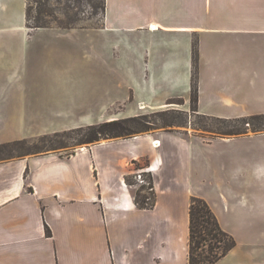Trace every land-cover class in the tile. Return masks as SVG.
<instances>
[{
  "label": "crops",
  "instance_id": "obj_1",
  "mask_svg": "<svg viewBox=\"0 0 264 264\" xmlns=\"http://www.w3.org/2000/svg\"><path fill=\"white\" fill-rule=\"evenodd\" d=\"M25 11L26 0H0V144L140 115L177 98L187 108L194 40L197 113L244 117L237 108L249 101L245 89L264 100V0H105L95 27L104 34L89 46L75 34L85 27H28ZM223 37L249 54L203 52ZM71 40L79 57L66 61L60 48ZM246 134L165 128L100 139L68 156L0 160V264H178L189 204L213 150ZM140 170L152 175V208L135 204L138 184L127 182ZM185 250L187 260L188 236Z\"/></svg>",
  "mask_w": 264,
  "mask_h": 264
},
{
  "label": "rangeland",
  "instance_id": "obj_2",
  "mask_svg": "<svg viewBox=\"0 0 264 264\" xmlns=\"http://www.w3.org/2000/svg\"><path fill=\"white\" fill-rule=\"evenodd\" d=\"M66 2L67 0H49L51 10H53V13L58 18H64L62 12L63 8L66 7ZM32 5L31 22L34 23V17L38 14V8L34 2ZM71 6L70 14H75L79 18L77 24L85 27L84 32H77L75 34L85 35L87 37V46H89V41H97V38L104 34L100 33L99 28H95L101 24L103 13L99 9L98 13L91 20H86L81 11L84 5L81 6L72 1ZM48 18L52 19L53 17L49 16ZM53 24L55 23L53 22ZM120 33L126 36V33ZM220 40H218V44L216 45L215 43H210V47L214 48L204 49L203 52L220 53L222 54L220 56L226 55L229 58L231 56H237L238 53L243 56L245 55V51L246 55L249 54L248 49L244 50V44L241 41L238 42V39H226L223 37ZM252 41L253 39H251ZM62 45L63 47L60 48V51L69 53L67 58L63 54L64 60L73 61L78 59L77 42H65ZM193 46H196L195 40ZM120 52L121 49L119 48ZM30 59L27 55L24 60L25 67L28 70L35 66ZM248 60L246 58V70L250 72L253 71L254 66H251ZM193 76L194 78L197 76L194 71V65L191 77ZM229 80L231 83L236 84L237 76H234V78L232 76ZM247 84L248 86H253V84ZM245 91L249 101H245L244 108L242 106L237 109H240L243 113L245 112L246 115L264 112V100L258 98L259 95L257 92H254L253 88L249 90L245 89ZM39 93L38 100H46V94L48 92L41 91ZM180 100H182L181 103H172L167 107L142 109L140 115H146L150 122L155 123L147 131L151 132L166 128L161 127V112H164L167 118L174 121L173 125L169 126V128L179 130L188 129L210 136H231L217 132L226 128L224 122L211 117L207 118L193 111L191 104L186 108L182 105L183 99ZM205 106L208 107V110L218 111L214 106L207 104ZM230 126H233V124ZM236 126L239 127V124ZM251 133L254 132L248 131L247 134L250 135L246 134L229 140V142H223L213 150L212 162L207 171L208 176L205 178L204 186L199 190L201 196L194 195L203 198L210 205L222 229L229 233L235 240V246L214 264H264V134ZM69 141L72 142L71 139ZM82 145L85 144L62 147L55 151L64 153L68 149L74 148L75 150ZM219 149L222 151L220 152ZM187 236V232L182 233L180 236L179 247L181 249V257L179 258L178 264H186L187 261L185 250Z\"/></svg>",
  "mask_w": 264,
  "mask_h": 264
},
{
  "label": "trees",
  "instance_id": "obj_3",
  "mask_svg": "<svg viewBox=\"0 0 264 264\" xmlns=\"http://www.w3.org/2000/svg\"><path fill=\"white\" fill-rule=\"evenodd\" d=\"M59 1V0H58ZM69 1V2H68ZM72 1L79 5H84L81 11L84 19L91 20L100 9L105 13V0H67L66 7L63 8L62 16L58 18L49 6V0H26V24L28 27H60L74 28L83 27L77 24V18L70 14ZM36 4L38 14L32 20V3ZM86 4V5H85ZM53 17L49 19L48 17ZM53 22L55 24H53ZM193 65L195 74L197 71L198 52L196 46H193ZM197 81L198 77H191V98L190 104L193 111H197ZM171 103H181L180 99H172ZM205 116V115H203ZM209 118L210 116H205ZM215 118L224 122L226 128L217 132L227 135H240L248 131L264 130V113L253 114L238 118ZM174 121L167 118L164 112H161V127L170 129ZM155 124L147 119L146 115H136L124 118H117L108 121L88 124L71 129L53 132L34 138H24L20 140L4 142L0 144V160L13 157H22L29 154H41L53 152L58 148L68 147L77 144H89L100 139L130 137L137 133L145 132ZM233 124V126H230ZM239 124V127L236 125ZM235 125V126H234ZM72 140L70 142L69 140ZM58 152V151H55ZM74 152V148L59 152L61 156H68ZM149 180V185H138L134 190L135 204L140 208H152L155 204V193L153 191V179L149 172H144ZM130 185H135V180L127 179ZM151 187V189H149ZM49 234L50 231L46 227ZM235 246L234 238L225 232L210 205L200 197H192L189 204V227H188V264H214L225 256Z\"/></svg>",
  "mask_w": 264,
  "mask_h": 264
},
{
  "label": "built area",
  "instance_id": "obj_4",
  "mask_svg": "<svg viewBox=\"0 0 264 264\" xmlns=\"http://www.w3.org/2000/svg\"><path fill=\"white\" fill-rule=\"evenodd\" d=\"M144 172H148V170H140L136 172L133 177H134L136 184L148 186L149 180L144 175ZM149 189H151V187Z\"/></svg>",
  "mask_w": 264,
  "mask_h": 264
}]
</instances>
